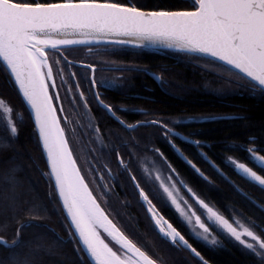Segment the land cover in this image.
<instances>
[{
    "label": "snow or ice",
    "instance_id": "6c2138e0",
    "mask_svg": "<svg viewBox=\"0 0 264 264\" xmlns=\"http://www.w3.org/2000/svg\"><path fill=\"white\" fill-rule=\"evenodd\" d=\"M101 44L135 48L162 46L199 54V59L218 65L221 71L216 76L227 85L210 88V95L223 96L238 89L264 95V0H174L167 6L155 7L135 0H0V61L18 88L22 105H26L18 120L13 116L17 111L15 107L0 99L4 113L0 151L6 150L19 135L20 124L28 120L34 122L38 144L47 154V175L53 189L49 199L60 201L57 211L66 213L61 223L68 239L65 241L58 233L57 237L61 242L74 245L82 264H168L161 254L163 245L176 250L187 249L199 264H210L157 207V204L166 207L169 201L183 217L191 236L218 245L222 241L213 231L216 227L250 250L258 258V264H264V224L251 219L241 224L231 218L230 212L227 217L221 214L185 184L165 155L170 147L203 176L177 145L173 139L176 137L195 146L199 155L220 172L203 151L209 147V142L195 139L200 130L184 135L177 126H187L186 121L216 122L243 117L201 114L174 118L156 115L150 108L107 102L100 88L117 89L121 78L98 80L95 64L69 58L79 46L87 47L91 54L92 46ZM76 65L91 73L84 77L86 89L81 87V78L73 71ZM132 70L150 73L147 68ZM150 75L167 91L168 82L162 76ZM90 100L109 114L123 131L101 128L92 116ZM81 108L88 116V129L99 153L107 154V163L97 166L95 159L78 163L69 133L76 132L79 125L76 114ZM120 113H135L146 118L129 122ZM228 147L230 151L246 152L253 166L232 156L225 157L228 165L241 178L264 186V154H261L264 153V137L249 135L246 143L233 141ZM89 152L98 158L96 148H89ZM113 157L119 173L109 166ZM12 175L10 171L9 176ZM121 175L143 209L147 233L138 227V220L126 225L117 221L123 214L113 210V201L119 195L117 186L124 191ZM185 188L206 216L198 214L181 194ZM127 195L125 192V197ZM120 204L130 206L127 199L120 200ZM24 210L32 219L20 223L11 238L0 236V247L13 252L21 248L25 244L22 230L32 228L33 220L48 209L44 204L31 202ZM150 234L155 237L154 241L148 239ZM12 259L14 264H20L15 257Z\"/></svg>",
    "mask_w": 264,
    "mask_h": 264
},
{
    "label": "trees",
    "instance_id": "16d2710c",
    "mask_svg": "<svg viewBox=\"0 0 264 264\" xmlns=\"http://www.w3.org/2000/svg\"><path fill=\"white\" fill-rule=\"evenodd\" d=\"M135 2L155 7L157 5L167 6L174 0H135ZM69 58L96 64L98 74L105 72L106 69L103 68L105 64L128 66L129 68L124 71L133 76L132 90L127 92V95L115 90L108 91L107 97L114 102L123 99L132 106L150 108L156 115L174 118L201 114L243 117V119L216 122L186 121L187 126H177L186 135L199 129L195 139L209 142V147H205L203 151L215 162L220 172H217L208 161L196 153L195 146H190L184 141V143H177L207 179L198 174L185 161L175 157L170 148L167 152L175 159L170 162L176 168L180 178L201 198L223 210L226 216L234 209L241 214L244 213L246 204H248L244 195L247 182L228 165L225 157L232 156L245 161L246 152L230 151L228 145L233 141L246 143V138L253 134L264 137V95H253L249 91L239 89L223 96L210 95V88L227 86L219 82L216 76V73L221 71L218 65L209 60H201L198 55L181 51L122 45H94L91 54L87 47L79 46ZM134 67L147 68L162 76L168 82L167 91L161 89L152 75L144 71H134L132 70ZM3 69V62L0 61V99L7 100L15 107L17 111L13 116L19 120L26 105H22V97L18 93V88L14 86V82ZM77 69L79 68L74 67L73 71L76 70L77 77L81 78V87L86 89L87 83L84 77L88 76V73ZM67 71L66 68L65 72ZM110 71L109 74L116 73V70ZM231 87L236 86L231 85ZM135 96L149 97V99L132 98ZM90 103L95 107L94 111L101 128L123 131L107 113L98 109L93 101L90 100ZM126 115L131 122L146 118L135 113ZM3 121L4 113L0 109V125ZM33 124L32 120L20 124L19 135L6 150L0 151V236L11 238L20 223L32 219L30 214L24 210L31 202L44 204L48 210L33 220L32 228L22 230L25 244L21 248L13 252L0 247V262L14 264L12 257H15V261L20 264L25 260L28 264H82L81 256L75 250L74 245L70 242H61L57 237L58 233L59 237H63L65 241L68 239L65 226L61 223L66 215L63 210L57 211L60 208V201L49 199L53 189L47 175L46 159L41 144H38V135ZM141 131H150V129ZM87 133L89 144L98 151V158L92 157L91 159L96 160L97 166L101 162L107 163V154L99 153L98 145L94 142L90 131L87 130ZM109 166L114 172L119 173L114 157ZM10 171L13 173L12 177L9 176ZM105 179H108L107 175ZM120 180L124 183V191H120L117 186L116 190L119 195L113 201L115 206L113 210H118L123 214L117 218L118 223L121 225L129 222L135 224L138 220V227L142 232L147 233V222L144 219L141 205L132 196L122 175ZM236 189L240 191L237 192ZM125 192L128 193L127 197H125ZM124 199L130 202L129 207L121 206L120 200ZM157 207L174 226L187 232L169 203L166 207L160 204H157ZM129 217L132 218L131 221ZM148 239L154 241L155 237L150 234ZM32 241L39 243H30ZM199 244L198 250L211 264H258L255 256L248 255L244 249L237 246L234 249L216 251L202 245L199 246ZM163 249L161 254L165 255L168 264H199L198 259L194 258L187 249L176 250L168 245H163Z\"/></svg>",
    "mask_w": 264,
    "mask_h": 264
},
{
    "label": "flooded vegetation",
    "instance_id": "af4514ba",
    "mask_svg": "<svg viewBox=\"0 0 264 264\" xmlns=\"http://www.w3.org/2000/svg\"><path fill=\"white\" fill-rule=\"evenodd\" d=\"M84 63H88V64H94V63H92V62H90V61H83ZM96 65V64H95ZM75 67H77V68H79V69H77V70H80V71H84V72H86V73H88V76L89 75H91V73L87 70V69H85V68H83V67H81L80 65H76ZM103 68L104 69H106V70H108V71H106L105 70V72L103 73V74H98V68H97V65H96V73H95V75H96V77H97V79L98 80H100V79H109V80H111V79H116V78H121V79H119L118 80V84L120 85V87L119 88H117V89H105V88H103V87H101L100 88V91L102 92V93H105V95H104V99L107 101V102H109V103H114V104H124V105H127V106H129V107H132V105L130 104V103H128V102H126L125 100H123V99H121L120 101H118V102H114V101H112L111 99H109L108 97H107V93H108V91H110V90H115V91H118V92H120V93H125V95H127L128 93L127 92H129V91H131L132 90V83H131V80H133V76L132 75H129V74H126L125 73V69H128L129 67L128 66H125V65H122V64H117V65H113V64H105V65H103ZM110 70H112V71H114V70H116V73H112V74H109V72H111ZM76 71V70H75ZM148 74H150V73H155V72H152V71H150V73L149 72H147ZM155 74H157V73H155ZM157 75H159V74H157ZM154 77V76H153ZM155 78V77H154ZM158 82V81H157ZM159 83V82H158ZM130 94V93H129ZM89 103H90V101H89ZM65 104H66V107H67V100L65 101ZM90 105H91V103H90ZM94 106H92L91 105V113H92V116L97 120V118H96V114H95V111H94ZM82 110H83V112H80L81 111V109H80V111H79V113L78 114H76L77 115V118L79 119V125H76V128H78V129H86V130H89L88 129V124H89V120H88V116H87V114L85 113V111H84V109L82 108ZM84 116H83V115ZM109 115V114H108ZM120 115H122L125 119H127L129 122H131L130 120H129V118L127 117V115L126 114H122V113H120ZM70 119H72L73 118V116H71L70 115V117H69ZM100 126H101V124H100ZM177 130L178 131H180L182 134H184V135H186L182 130H180L179 128H177ZM85 131V130H84ZM87 139H88V136H87ZM175 141H176V143H184L183 141H181L179 138H176V137H174L173 138ZM89 140V139H88ZM178 145V144H177ZM92 146V145H91ZM158 146H159V144H158ZM179 146V145H178ZM180 147V146H179ZM170 148V147H169ZM181 148V147H180ZM170 150L174 153V150H172L171 148H170ZM195 151H196V153H198L199 154V152L197 151V149L195 148L194 149ZM91 154V153H90ZM165 155L166 156H168V158H169V160L170 161H173V160H175L172 156H170L169 155V153L167 152V151H165ZM186 155V154H185ZM174 156L175 157H177V158H179L178 157V155L177 154H175L174 153ZM187 156V155H186ZM88 157H89V159H91V157L89 156V154H88ZM189 158V157H188ZM179 159H181V158H179ZM190 159V158H189ZM191 160V159H190ZM184 161V160H183ZM192 161V160H191ZM186 162V161H185ZM242 162H247V163H250L249 161H248V159H247V157H246V159H245V161H242ZM250 166H253L251 163H250ZM195 170V169H194ZM257 170H259L258 168H257ZM196 171V170H195ZM241 176V175H240ZM245 180H246V182H247V188H246V190H245V192H244V195H245V197H246V200H247V202H248V204H246V208H245V210H244V213L242 214L243 215V217H244V220L245 221H247L248 219H251V220H255V221H257L258 223H261V224H264V187H262V186H260V185H258L257 183H255V182H253V181H249L248 179H246V178H244ZM185 182V181H184ZM186 183V182H185ZM187 184V183H186ZM188 185V184H187ZM189 186V185H188ZM170 205V204H169ZM171 206V205H170ZM172 207V206H171ZM214 207L216 208V209H218V211H220L222 214H224L223 213V210H221V209H219L218 207H216L215 205H214ZM232 213H236L237 211L234 209V210H232L231 211ZM231 213V218L233 217V214ZM241 214V213H240ZM225 215V214H224ZM227 217V216H226ZM234 219V218H233ZM183 225V224H182ZM183 227H184V229H186V227L183 225ZM187 230V229H186ZM182 233H184L188 238H189V241H190V243H192L193 244V246H195V247H197V249H199V247H198V243H200L199 244V246H203V247H205V248H207V249H211V250H221V249H226V250H229V249H234L235 247H236V245H234V244H232L231 242H229V241H224L223 243H221L222 245H218V246H210V245H208V244H206V243H204V242H202L201 240H199L198 238H196V237H194V236H191L190 235V233H189V231L187 230V232H183L182 231ZM237 247H239V246H237ZM239 248H241V249H244V248H242V247H239ZM244 251H245V253H247L248 255H252V256H254L252 253H251V251L250 250H247V249H244ZM255 258L257 259V261H258V258L255 256Z\"/></svg>",
    "mask_w": 264,
    "mask_h": 264
},
{
    "label": "rangeland",
    "instance_id": "374dc122",
    "mask_svg": "<svg viewBox=\"0 0 264 264\" xmlns=\"http://www.w3.org/2000/svg\"><path fill=\"white\" fill-rule=\"evenodd\" d=\"M80 112H83V110H81ZM69 134L71 136V142L73 143L74 154H76L78 156V163H83L84 161L88 160L89 159L88 154L92 158V156H91V154L89 152V148H92V146L89 144V140L87 139V136H88L87 130L86 129H78V128H76L75 134H72V133H69ZM181 194L184 195L185 199H187L190 204H192L193 208H195L197 210V213L198 214H200L202 217L203 216H206V212L202 208H200L196 203H194V198L191 197V194L187 192V189L186 188L185 189H182V193ZM205 202L206 203H209L206 200H205ZM168 203L172 206V208L176 212L175 206L172 205L170 201ZM209 204H210V206H214L211 203H209ZM176 214H177L180 222L188 230V227L186 226V222L183 220V217H180V215H179L178 212H176ZM232 214H233V217L232 218H234V220H236V221H239L241 224H245L247 222V221L244 220L243 215L240 214L239 212L232 213ZM213 231L218 236V238L222 241L221 243H223L224 241H229V242H231L232 244H234L236 246H239V247L244 248L242 245H240L234 239H232L230 237H227V234H223L221 232V230H219L218 228L213 227ZM202 242H204V241H202ZM204 243H206V242H204ZM221 243L218 244V245H222ZM208 245H210V244H208ZM218 245H210V246H218Z\"/></svg>",
    "mask_w": 264,
    "mask_h": 264
},
{
    "label": "water",
    "instance_id": "95a60500",
    "mask_svg": "<svg viewBox=\"0 0 264 264\" xmlns=\"http://www.w3.org/2000/svg\"><path fill=\"white\" fill-rule=\"evenodd\" d=\"M101 45H103V44H101ZM122 46H130V45H122ZM146 48H154V49H169V50H175V51H178L177 49H174V48H166V47H162V46H153V47H146ZM195 55H198L199 56V54H195ZM3 62V61H2ZM157 75V74H156ZM30 111V110H29ZM42 146V145H41ZM44 153V156H45V159L47 160V154H46V152H43ZM189 159V158H188ZM198 168V167H197ZM202 172V171H201ZM198 173V172H197ZM203 173V172H202ZM198 174H200V173H198ZM203 177H205V175L203 174ZM247 179V178H246ZM256 183V182H255ZM262 187H264V186H262ZM61 203V202H60ZM64 211V210H63ZM65 213V212H64ZM65 215H66V213H65ZM105 238L106 239H108L109 240V242L110 243H114V242H111L110 241V238H108L107 236H105ZM115 246V245H114ZM211 264V263H210Z\"/></svg>",
    "mask_w": 264,
    "mask_h": 264
}]
</instances>
